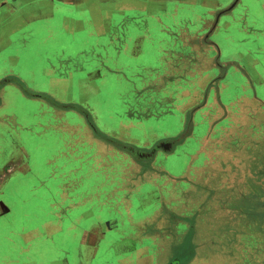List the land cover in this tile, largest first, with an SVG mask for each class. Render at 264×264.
I'll use <instances>...</instances> for the list:
<instances>
[{
	"label": "rangeland",
	"instance_id": "374dc122",
	"mask_svg": "<svg viewBox=\"0 0 264 264\" xmlns=\"http://www.w3.org/2000/svg\"><path fill=\"white\" fill-rule=\"evenodd\" d=\"M16 1L0 0V148L24 139L3 134L28 112L29 144L50 147L39 157L54 164L43 173L57 182L49 210L59 205L60 219L104 211L138 264H264V0L227 12L234 0H140L155 18L136 13L106 37L78 5L38 12ZM68 76L75 84L43 83ZM14 85L45 96L41 107L18 104L5 87ZM174 116L183 127L161 144ZM174 144L189 167L178 177L154 161ZM18 171L0 170V183ZM4 203L0 264L59 262L54 244L20 236Z\"/></svg>",
	"mask_w": 264,
	"mask_h": 264
},
{
	"label": "crops",
	"instance_id": "0c3cea01",
	"mask_svg": "<svg viewBox=\"0 0 264 264\" xmlns=\"http://www.w3.org/2000/svg\"><path fill=\"white\" fill-rule=\"evenodd\" d=\"M30 1L28 9L38 12H42L41 9L44 7L48 9V4L51 3L52 7L56 10L59 8L64 9L68 5L74 7L78 5L77 8H83L89 11V19H91L94 32H96L97 36L102 37L108 36L113 25H118L120 21L123 22L128 18H132L136 13H143L147 18H155L152 16L154 14V11H152L153 8L140 4V0ZM26 2L27 0H18L10 7L19 9L24 7ZM105 7L110 9V11L108 9L106 10ZM130 13H132V15ZM76 22L84 24L81 20ZM76 25L77 24L74 22L73 32L83 30V28L80 29L78 25L76 28ZM101 26H103V28H101ZM96 27H98V30ZM101 29H103V31ZM135 53L136 52H132L133 55ZM20 74L22 75L23 73L20 72ZM22 76L28 81L25 83L28 89L41 92L39 89L41 87L38 84L31 81L26 74ZM19 79L24 83L20 77ZM76 81V78L74 79V77L68 76L64 77L62 82L55 78L54 83L53 80L50 81L51 83L47 81L42 82L46 84L45 87L47 88L51 87L53 84L55 88L57 85L75 84ZM5 87H10L9 91L13 93L12 99H15L18 104L32 103L37 105V107H41L40 98H26L15 85ZM3 93L2 89L0 91V97H2ZM53 99L57 100L56 97ZM2 108L3 106H0V112ZM17 114H19L18 111ZM30 114L35 115L34 112ZM1 115V119L4 120V113H1ZM22 116L25 120L26 118L27 120L30 118L28 112L27 115L24 113ZM27 120L25 123L19 122L18 127H10L11 130L3 134V137L10 138L11 132H18L19 136L23 134L22 137L24 139L19 143L13 141L11 148L8 147L3 150L0 148V153L4 155L0 162V170H5L7 168L19 169L18 172L10 174L0 183V202L3 204H5L4 202H12V206H14L13 214L21 221L18 228L20 236L23 238L27 235L40 236L46 242L54 244L52 247H55L56 251L62 256L59 262H54V260H52L50 264H138L139 258L136 256L137 254L133 256V254H135V252H133V247H131L130 243L127 241H123L122 236L118 237V233L121 234L122 230H119L115 225H110L111 222L108 220L109 217L106 218V213L104 211L85 215L83 218L79 219L77 218L78 212L69 213L70 210H68L66 217L60 219L59 205H56L57 208L54 205V210L53 208L49 210L51 204L49 202L52 199L57 200L59 198L58 192L55 189V183L57 182L55 178L44 180L43 173L48 170L50 166L54 167V164H50L48 160L41 161L39 154L41 153L40 151H45V149L47 150L50 147L44 148V150H36L34 146L29 144L31 139L28 138H31L33 132L27 129ZM166 122H168V125H165ZM162 127L164 130L169 131L175 129L171 135L159 132L163 133V136L159 138L158 141H163L161 144H171V139L175 138V136L180 133L181 127H183V121L180 117L176 118L174 116L172 119L166 120ZM175 146L174 144L172 149L169 146L168 151H164L166 149L163 147L162 149H158L154 157V161H156L157 164H161L164 171L169 174L170 177H178L189 168L187 165H183L184 157H180ZM53 149L54 153H56L57 148L53 147ZM189 160H193L192 155L189 156ZM216 168H218L217 165ZM20 170H24V172ZM53 222L54 230L48 232L52 227L48 228L47 226H51ZM141 259H147V256H142Z\"/></svg>",
	"mask_w": 264,
	"mask_h": 264
},
{
	"label": "water",
	"instance_id": "95a60500",
	"mask_svg": "<svg viewBox=\"0 0 264 264\" xmlns=\"http://www.w3.org/2000/svg\"><path fill=\"white\" fill-rule=\"evenodd\" d=\"M238 1H239V0H234V2H233V3H232V4H231L226 10H224L223 12H227V11L231 10V9L236 5V3H237ZM7 81H8V80H5L4 82H7ZM2 83H3V82H2ZM2 83H1V84H2ZM30 96L35 97V98H40V99L45 98V96L40 95V94H37V93H31ZM62 107H63V108L65 107V108H70V109L77 110L78 112L83 113L84 116L87 117L85 111L82 110L81 108H78V107H76V106H72V105H65V106H62Z\"/></svg>",
	"mask_w": 264,
	"mask_h": 264
},
{
	"label": "flooded vegetation",
	"instance_id": "af4514ba",
	"mask_svg": "<svg viewBox=\"0 0 264 264\" xmlns=\"http://www.w3.org/2000/svg\"><path fill=\"white\" fill-rule=\"evenodd\" d=\"M158 148V147H157ZM162 148V147H161ZM158 150V149H157Z\"/></svg>",
	"mask_w": 264,
	"mask_h": 264
}]
</instances>
